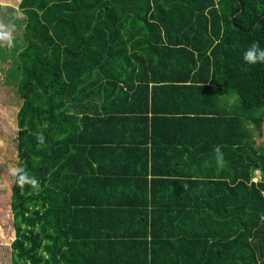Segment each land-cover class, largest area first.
I'll list each match as a JSON object with an SVG mask.
<instances>
[{"label":"trees","instance_id":"1","mask_svg":"<svg viewBox=\"0 0 264 264\" xmlns=\"http://www.w3.org/2000/svg\"><path fill=\"white\" fill-rule=\"evenodd\" d=\"M19 9L10 264H264V0Z\"/></svg>","mask_w":264,"mask_h":264},{"label":"rangeland","instance_id":"2","mask_svg":"<svg viewBox=\"0 0 264 264\" xmlns=\"http://www.w3.org/2000/svg\"><path fill=\"white\" fill-rule=\"evenodd\" d=\"M20 1L0 0V264H10L14 240L10 197L17 163L16 115L22 105L16 94V52L24 45L25 24Z\"/></svg>","mask_w":264,"mask_h":264},{"label":"clouds","instance_id":"3","mask_svg":"<svg viewBox=\"0 0 264 264\" xmlns=\"http://www.w3.org/2000/svg\"><path fill=\"white\" fill-rule=\"evenodd\" d=\"M8 39L7 35L4 37ZM10 42V41H9ZM243 60L248 64H255L257 62L264 63V48L259 47L257 43H253L244 53ZM219 152V149H217ZM222 158V157H221ZM35 183V181H33Z\"/></svg>","mask_w":264,"mask_h":264},{"label":"built area","instance_id":"4","mask_svg":"<svg viewBox=\"0 0 264 264\" xmlns=\"http://www.w3.org/2000/svg\"><path fill=\"white\" fill-rule=\"evenodd\" d=\"M259 180V172H254V177L252 179V182L257 183V181Z\"/></svg>","mask_w":264,"mask_h":264}]
</instances>
